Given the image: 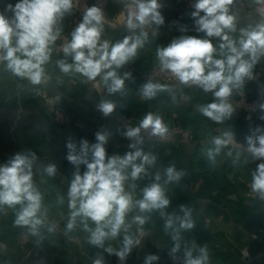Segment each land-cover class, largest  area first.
I'll use <instances>...</instances> for the list:
<instances>
[{"label": "clouds", "instance_id": "clouds-1", "mask_svg": "<svg viewBox=\"0 0 264 264\" xmlns=\"http://www.w3.org/2000/svg\"><path fill=\"white\" fill-rule=\"evenodd\" d=\"M76 2L18 0L15 5L7 4L0 11V66L34 87L47 83L55 44L64 30L63 20L74 13ZM129 2L132 10L127 16L126 29L130 34L114 43L102 38L103 10L95 4L87 7L72 29L70 39L62 45L63 58L55 61L60 73L79 74L87 81L99 77L108 94L125 92V81L132 78V73L119 70L133 61L138 50L148 42L146 28H161L165 24L160 0ZM234 3L235 0H193L190 18L192 30L198 35H179L156 50L161 72L169 73L181 85L197 86L212 94L213 102L201 105L199 111L218 124L232 118L235 109L229 102L230 97L242 92L246 81L255 79L254 69L264 59V12L255 24L238 28ZM188 31L187 26L180 28L181 33ZM139 91L143 98L151 100L160 92H171V88L148 80ZM116 108L117 104L111 100H102L96 106L105 118ZM259 108L264 112V103L259 104ZM260 119L264 120V115ZM168 131L160 115L148 112L138 126L128 127L123 132L130 141V150L124 155L108 154L106 145L110 133L103 129L95 133V143L83 138L79 144L71 137L67 140L65 159L74 171L67 190L69 217L65 235L78 227L88 234V244L102 250L93 264H106L105 253L125 264L133 248L140 243L134 238L133 226L141 230L154 212L164 219V231L172 241L168 254L174 264H209L206 245L195 241L182 245V232L195 227L192 210L180 205L182 215L167 211L171 204L167 186L178 183L184 171L170 164L163 172L153 173L157 156L143 147L142 132L163 139ZM245 141L247 154L252 161H259L251 173L250 187L256 198L264 200V126L251 129ZM234 142L232 131L212 137L211 146L204 150L207 159L215 163L216 157L228 149L226 155L233 157L234 163L238 162L242 152L237 149L234 154L229 148ZM36 161L37 154L29 149L17 152L0 164V213L5 209L13 210L14 224L26 227L31 236L42 241V229L54 234L57 225L48 221L44 194L33 178ZM39 171L55 177L58 168L55 163H47ZM146 177H151V182L141 189L137 198L136 182ZM64 199L58 195L57 203L62 205ZM121 237L119 247H113L110 242ZM159 259L157 254H147L143 264H153Z\"/></svg>", "mask_w": 264, "mask_h": 264}, {"label": "crops", "instance_id": "crops-1", "mask_svg": "<svg viewBox=\"0 0 264 264\" xmlns=\"http://www.w3.org/2000/svg\"><path fill=\"white\" fill-rule=\"evenodd\" d=\"M17 2L0 0V11L7 4ZM160 2L165 24L161 28L148 26V42L138 50L133 61L119 70L132 73V78L125 81L122 94H108L99 77L87 81L79 74L60 73L55 61L63 58V52L56 48L48 66L50 79L40 86L34 87L0 66V158L8 160L17 152L29 149L37 154L33 178L44 194L48 221L57 225L54 234L42 229L44 239L40 241L26 227L16 226L14 211L5 209L0 213V264H93L102 250L88 244V234L78 227L65 235L69 217L67 190L74 171L65 159L66 142L71 137L77 144L82 138L95 143V133L103 129L110 133L106 145L108 154L124 155L130 150L129 142L122 136L118 116L126 115L136 124L148 112L194 133V138L181 145H143L145 151L157 156L153 173L163 172L170 164L185 173L178 183L167 186L166 193L171 201L168 212L182 215L180 205L192 210L195 227L182 232V245L192 241L206 245L209 264H264V200L256 198L250 187L251 173L259 161H252L244 145L251 129L264 126V120L260 119L264 112L259 108L264 103V59L254 69L255 79L246 81L242 92L230 97L229 102L235 109L232 118L219 124L213 122L199 111L201 105L213 102L211 93L197 86L165 84L146 76L148 61L157 59L158 47L182 34L198 35L192 30L190 18L193 0ZM94 4L104 13L103 39L114 43L130 34L126 29L127 16L132 10L129 0H77L74 13L63 20V29L72 31L87 7ZM233 11L238 15V28L255 24L264 12V0L261 3L235 0ZM182 26H187L189 31L181 33ZM148 80L168 85L171 92H160L151 100L143 98L139 90ZM102 100L117 104L107 118L96 110ZM228 131H232L236 141L229 148L234 154L237 149L242 152L240 160L234 163L225 149L215 163L210 162L204 150L211 146L212 137ZM47 163L57 165L55 177L40 173L39 169ZM84 170L82 165L81 172ZM150 182L151 177L136 182L137 198ZM58 195L65 198L62 205L57 203ZM132 232L140 243L125 264H143L147 254L159 255V261L153 264H174L168 254L172 241L164 231V219L159 213H152L141 230L134 225ZM121 239L110 243L119 247ZM104 255L106 264H121L114 255Z\"/></svg>", "mask_w": 264, "mask_h": 264}, {"label": "built area", "instance_id": "built-area-1", "mask_svg": "<svg viewBox=\"0 0 264 264\" xmlns=\"http://www.w3.org/2000/svg\"><path fill=\"white\" fill-rule=\"evenodd\" d=\"M70 34L71 31L68 30H63L61 37L56 41L55 48L62 51V45L70 39ZM148 70L146 71V76L150 79L159 81L161 83L165 84H176L179 83L178 80L175 79V77L171 76L167 72H161L160 67H159V61L157 59H149L148 61ZM143 119L141 117L136 124L132 123L131 119L126 116V115H119L118 116V121H119V126L120 130L123 136V132L128 128V127H136L139 125L140 121ZM169 131L167 135L161 139L159 137H149L146 132H142V134L145 137V145H149L151 143H176V144H183L187 143L188 140L194 138V133L192 129L182 127L179 124H174V123H166L164 122ZM124 137V136H123ZM126 142L130 141L124 137ZM7 160L4 158H0V164L5 163Z\"/></svg>", "mask_w": 264, "mask_h": 264}]
</instances>
